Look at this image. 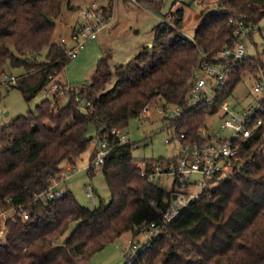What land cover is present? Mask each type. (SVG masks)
Returning <instances> with one entry per match:
<instances>
[{
  "label": "trees",
  "instance_id": "16d2710c",
  "mask_svg": "<svg viewBox=\"0 0 264 264\" xmlns=\"http://www.w3.org/2000/svg\"><path fill=\"white\" fill-rule=\"evenodd\" d=\"M137 1L158 12L164 4V0ZM199 1L202 21L192 39L181 32L184 13L179 9L171 24L155 27L153 43L127 63L113 70L111 51L104 53L88 84L65 91L66 84L58 82L53 99H44L35 111L0 128V215L13 211L0 240V264L91 262L124 233L137 237L152 223L161 231L147 241L133 264H264V102L257 116L262 124L250 139L235 142L242 154L241 168L224 178L215 175L217 186L204 189L171 222L162 219V212L174 198L176 179L170 189L159 187L141 175L138 164H146L150 174L155 165L165 163L169 172L182 153L137 160L132 153L136 144L113 133L162 102L165 108H181V115L170 118L167 127L180 148L212 141L202 130L209 127L208 118L218 107L191 103L201 53L234 45L231 15H245L256 25L263 21L264 0ZM114 2L107 0L104 18L110 19ZM66 5L72 9L69 0H0V68L9 61L23 69L11 85L28 102L72 59L61 43L65 36L59 43L53 41ZM46 48L45 59L39 60ZM256 70L247 63L241 66L220 102L235 92L246 73L255 75ZM62 91L66 103L58 96ZM91 126L95 135L88 134ZM97 138L107 142L109 152L91 174L102 170L110 202L91 209L79 204L69 189L48 198L50 187L63 178L64 164L74 169ZM95 152L94 145L90 161ZM72 223L75 229L65 236Z\"/></svg>",
  "mask_w": 264,
  "mask_h": 264
},
{
  "label": "rangeland",
  "instance_id": "374dc122",
  "mask_svg": "<svg viewBox=\"0 0 264 264\" xmlns=\"http://www.w3.org/2000/svg\"><path fill=\"white\" fill-rule=\"evenodd\" d=\"M91 0H69L72 9L64 7V13L57 21V30L53 41L59 43L63 34L68 37L71 27L74 24L69 23L71 20L78 23L80 19L79 6L89 3ZM99 5H106L107 0H97ZM214 3V2H213ZM215 4V3H214ZM203 6L198 0H164V4L160 12L153 10L147 5L132 0H115L113 4V21L108 27L102 31L98 40L86 44L77 58L71 59L66 69L59 73L55 80L41 91L32 101L28 102L24 98L21 90L11 85L7 81L11 76L19 78L23 75V69L13 67L8 61L0 68V88L2 99L0 100V128L9 124L19 115L27 114L28 111H35L37 105L44 99H53L56 92L51 90L55 82L61 84L68 83L69 86L79 89L91 80V75L95 70L97 61L104 53L111 51L113 60L112 68L127 63L135 56L140 47L151 45L154 41V28L161 22L171 24L173 13L179 9L183 10L184 22L181 32L187 38L192 39L195 31L201 23V10ZM69 23L66 31L62 30V23ZM262 30L264 32V20L262 22ZM47 48L38 57L39 60L45 59ZM115 70V68H113ZM114 80L108 85L113 86ZM255 81L251 73H246L241 82L238 84L232 101H237L240 106H248L255 100L253 93V85ZM63 103L68 101L67 95L59 93L58 95ZM162 102L155 108L150 109L149 119L144 116L130 121L129 125L123 128L122 133L126 135V140L136 144L132 150L133 157L137 160L142 159H158L171 158L180 153L179 142L175 133L171 134L167 128L170 122V116L167 114ZM167 107V106H166ZM169 107V106H168ZM214 128H220L223 121L219 116L212 118L210 116L207 121ZM231 132L226 130L222 135H229ZM89 135H95V126H91L88 130ZM169 140V142L167 141ZM95 142L91 144L89 149L81 156L77 166L71 171L65 172V180H62L59 186L60 190H71L76 201L91 209L110 202V191L106 183L102 170L97 171L90 182L98 191V196L94 199L86 196V185L88 183L87 168L89 166L91 153ZM63 168H68L63 166ZM196 177L200 178L199 175ZM173 176L167 177L166 189L172 188L174 181ZM62 188V189H61ZM101 200H103L101 202ZM13 216V211L5 212L0 215V240L5 238L4 224L5 221ZM76 223H72L65 236H69L75 229ZM132 237L130 232L124 233L113 243L107 245L102 251L96 253L91 259L93 264H127L124 253L118 248L123 242ZM141 244L147 241L149 235L142 233L136 237ZM139 241V242H140Z\"/></svg>",
  "mask_w": 264,
  "mask_h": 264
},
{
  "label": "built area",
  "instance_id": "2783aa9c",
  "mask_svg": "<svg viewBox=\"0 0 264 264\" xmlns=\"http://www.w3.org/2000/svg\"><path fill=\"white\" fill-rule=\"evenodd\" d=\"M132 1L138 2L137 0ZM105 8V5H99L96 0H92L80 8V14L84 19L82 27L74 32L70 38H61L64 50L70 58H77L86 44L97 39L99 32L108 25L110 19L104 18ZM262 22L256 25L249 22L245 15H231L229 26L235 36L234 45L212 54L201 53V62L196 71V81L191 89V103L194 105L202 102L210 107H218L212 118L219 116L223 121L220 128L216 129L213 125L208 124L209 127L202 130L203 135L211 138L212 141L202 145L180 148L183 157L176 166L171 165L169 167V172L164 169L166 168L165 163L155 165L150 174L146 164H138L141 175L147 176L159 187L165 186V177L167 176H173L176 179L178 186L173 191L176 198H173L167 209L162 212V219L165 222H171L177 218L181 210L191 201L197 199L204 189L217 186L219 181H214L215 175L219 174L218 177L224 178L242 166V154L235 142L250 139L259 125L262 124V119H257L264 102V32ZM246 63L257 68L255 75H252L255 81L253 85L254 102L248 106L239 107L237 101H232L234 92L220 102V99L226 94L231 80L239 68ZM9 82L15 84L16 77L11 76L6 84L8 85ZM52 88L56 91L59 86L56 83L53 84ZM73 89L75 88L69 85L65 86V91ZM77 100H82V98H77ZM87 105L92 106L90 102ZM167 108H165L167 109L166 112L171 118L182 113L181 108L177 106ZM143 116L145 119H149L150 109H146ZM226 130L231 133L222 135V132ZM113 133L118 135L120 140H126V135L122 133V130L114 129ZM167 141L169 142V140ZM95 148V156L88 166L89 175L101 166L109 152L107 142L98 138L95 142ZM196 175H199L200 178ZM62 192L54 185L50 187L47 196L48 198H56L61 196ZM86 196L92 199L95 197L94 188L90 182L86 185ZM22 214L25 219L28 218L27 213L23 212ZM160 231V228L152 223L148 228H145L143 233L149 235L148 241L158 236ZM139 241L136 237H131L118 246L126 254L127 264H133L137 258L136 254L145 250L147 241L142 244ZM80 264L93 263L85 261Z\"/></svg>",
  "mask_w": 264,
  "mask_h": 264
},
{
  "label": "crops",
  "instance_id": "0c3cea01",
  "mask_svg": "<svg viewBox=\"0 0 264 264\" xmlns=\"http://www.w3.org/2000/svg\"><path fill=\"white\" fill-rule=\"evenodd\" d=\"M88 0H86V2H87ZM199 1V0H198ZM200 2V1H199ZM87 3H85V4H83V5H81V6H79V9L81 8V7H83V6H85ZM112 13H113V10H112ZM111 21H113V15L111 14V17H110V20H109V23H108V25L111 23ZM69 23H71V24H74V26L73 27H71V30H70V34H69V36L75 31V29L76 28H78L82 23H83V18L80 16V19L78 20V23L77 24H75V22H73V21H71V20H69L68 21ZM65 23V22H63L62 23V30L63 31H66L67 29H68V27H69V23ZM108 25H107V27H108ZM107 27H105L104 29H102L100 32H99V35H100V33L102 32V31H104ZM154 33H155V28H154ZM99 35H98V38H99ZM62 36H64L63 34L61 35V37ZM68 36V37H69ZM98 38L97 39H95V40H93V41H96V40H98ZM93 41H90V42H88V43H91V42H93ZM87 43V44H88ZM145 46H147V45H145ZM144 46H142V47H140L139 48V50L140 49H142ZM138 50V51H139ZM137 51V52H138ZM112 60H113V57H112ZM112 60H111V63H110V65H111V67H112ZM120 66V65H119ZM116 67H118V66H116ZM116 67H113V68H116ZM112 68V69H113ZM56 83H58V82H56ZM55 83V84H56ZM61 83V82H60ZM63 84H66V85H68V83H64V82H62ZM53 87V86H52ZM74 88V87H73ZM51 90H53V88H51ZM54 92H55V90H53ZM68 171H71V169L70 168H63V171H62V173H63V175H64V173L65 172H68ZM87 173H88V168H87ZM97 172H95L94 174H90L89 175V173H88V183L90 182V180H92V177H94L95 176V174H96ZM67 176H66V174H65V176H63V178H62V180H65V178H66ZM167 177H169V176H167ZM167 177H165V184L167 183ZM61 180V181H62ZM61 181H59L57 184H56V188L57 189H59V186H60V183H61ZM91 183V182H90ZM92 184V183H91ZM93 185V184H92ZM93 188H94V186H93ZM62 189V188H61ZM66 189H68V188H66ZM65 189H63V191H64ZM94 192H95V197L96 196H98V191L94 188ZM94 197V198H95ZM103 200H101V202H102ZM131 238V237H130Z\"/></svg>",
  "mask_w": 264,
  "mask_h": 264
},
{
  "label": "water",
  "instance_id": "95a60500",
  "mask_svg": "<svg viewBox=\"0 0 264 264\" xmlns=\"http://www.w3.org/2000/svg\"><path fill=\"white\" fill-rule=\"evenodd\" d=\"M174 198H176V195H174Z\"/></svg>",
  "mask_w": 264,
  "mask_h": 264
}]
</instances>
